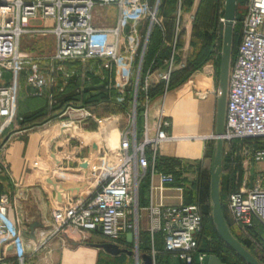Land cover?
<instances>
[{
    "label": "built area",
    "instance_id": "2783aa9c",
    "mask_svg": "<svg viewBox=\"0 0 264 264\" xmlns=\"http://www.w3.org/2000/svg\"><path fill=\"white\" fill-rule=\"evenodd\" d=\"M102 6H115L123 15L137 21L149 18L150 22H156L155 12L144 2L0 0V67L13 77L23 74L26 83L39 94L55 86L53 75L58 69L52 65L54 63L59 66L64 63L85 65L95 61L103 70H109L119 60V27L109 29L95 25L93 11ZM32 20L52 24L33 26L30 24ZM220 22L224 23V19ZM263 26L264 0H248L240 21V42L229 66L224 130L220 136L224 143L259 141L253 147L244 148L248 160L254 165L264 163ZM49 35L54 37L56 48L49 57V65L43 70L39 60L23 53L19 47L24 37ZM170 75L169 68L161 75L164 93L168 91ZM147 88L144 84V89ZM210 90L214 92V88ZM16 91L15 83L0 86V119L10 117ZM147 96L145 104L148 105ZM146 109L140 135L135 128H121L112 123L102 127L97 144L84 145L91 156L84 163L85 169L79 173L85 187L83 191L79 190L80 193H69L59 207L51 211L50 229L42 226L43 231L48 229L43 232V242L64 237L75 244H84L89 242L92 234H99L106 243L119 247L132 239L137 240L141 224L138 193L142 182L147 180L146 231L152 254H155L154 235L160 233L164 253L175 254L182 264H194L199 247L197 236L203 229L202 210L198 204L167 205L163 202V193L166 187H173L175 176L158 168L159 149L174 138L166 133L168 123L162 109L151 122L147 120ZM63 126L72 128L74 123L69 121ZM211 137L216 139L215 135ZM249 171L250 166L240 186L228 195L225 203L232 227L243 236L256 226L264 229V171L257 173L254 170L251 188ZM173 188L176 192L183 190L182 185ZM22 234L19 220L9 216L7 197L1 196L0 262H4L5 254L1 250L2 242L10 241L17 248ZM25 255L28 254L20 255L16 262L24 264ZM203 256L200 255V262Z\"/></svg>",
    "mask_w": 264,
    "mask_h": 264
},
{
    "label": "crops",
    "instance_id": "0c3cea01",
    "mask_svg": "<svg viewBox=\"0 0 264 264\" xmlns=\"http://www.w3.org/2000/svg\"><path fill=\"white\" fill-rule=\"evenodd\" d=\"M127 1L144 2L148 6L152 3L153 11L158 14L161 8V13L156 19L161 31L157 37H154L155 41L148 52L149 38L146 39L144 54L143 51L141 54L144 64L140 70L142 71L140 84L139 78L137 79L139 73L134 67L135 48L139 46L143 30L145 27L148 29L150 24L145 19L137 21L123 15L115 6L96 7L93 11V22H98L100 27H119L117 38L119 60L109 70H103L97 63L96 67L93 66L94 64L64 63L59 66L54 63L52 65L58 69L53 75L55 86L52 91L45 90L41 94L26 83L23 74L13 77L7 72L4 75L5 84L15 83L17 91L10 117L0 119V197H7L9 216L19 220L22 232H26L33 223L42 225L45 222L49 223L51 211L59 207L69 193L73 191L80 193L85 187L79 173L85 169L84 163L91 157L90 152L81 141L66 134V128L56 130L58 125H53L55 120L50 118L48 111L52 99L66 92L65 87L68 90L75 84L85 86L93 81H97V85L102 86L104 90L112 86L114 88L127 86L130 82H134V78L138 86L144 87V84H147L150 89L147 96V120L151 122L158 115L159 109H162L168 123L166 133L174 138L160 146L159 159H162V164L160 166L158 161V168L163 172L174 173L173 187L183 186L182 192H176L173 187H166L163 202L167 205L198 204L201 210L207 204L202 194L198 192L196 182L192 181V177L188 174L189 170L185 169L189 164L185 159H199L201 152L195 149L194 145L181 147L178 143L185 139L189 142L202 139L215 132L222 42L221 44L218 42L215 31L198 27V30L193 32L191 21L187 26L184 27L183 24L181 26V0L175 1L176 13H179V17L175 19L170 34L162 27L164 19L162 9L168 5L169 0ZM156 7L157 11H155ZM30 24L42 27L50 26L52 23L32 20ZM111 39L108 38L110 41ZM53 53L48 54L49 56L27 54L39 60L41 69L45 70ZM168 68L171 70V75L168 91L164 93L165 84L161 80V75ZM183 71H188L189 75L184 80L178 81L177 74ZM57 88L60 89L57 91ZM212 88L214 92L209 91ZM145 101L146 95H141L140 103L143 105ZM43 107H46L47 111L45 116L35 115L25 118L27 114L32 115ZM62 113L67 112L62 110ZM43 119L48 120L41 122ZM163 159H178V161L165 163ZM180 168L179 172H175ZM142 183L146 185V189L138 193V201L141 216L147 217L148 183L147 180ZM158 234L161 238V246L156 248L154 239L155 254H152L151 243L148 240L149 248L146 252L133 256L134 264H143L142 255L150 256L151 259L153 257L152 264H170L172 259L175 260V264H182L175 254L163 252V238L160 233ZM22 236L24 241L30 240L23 234ZM52 244L61 245L63 249L70 246L80 248L77 246L79 244L64 237H57ZM203 248V243H200L194 264H201L200 255H212L204 252ZM1 250L2 253L4 250L11 255L15 248L10 241H4Z\"/></svg>",
    "mask_w": 264,
    "mask_h": 264
},
{
    "label": "rangeland",
    "instance_id": "374dc122",
    "mask_svg": "<svg viewBox=\"0 0 264 264\" xmlns=\"http://www.w3.org/2000/svg\"><path fill=\"white\" fill-rule=\"evenodd\" d=\"M247 1L248 0H239L236 12L241 18L244 16ZM191 2L192 5L189 9H187L186 11L181 10V26L182 24L184 27L187 26L190 21L191 25L194 24V20L196 19V17H199L197 15L201 11L200 5H202L203 9L206 8V5L209 7L208 0H191ZM175 4L176 2H169V4L162 9L164 19H167H163V23H166V21H168L167 23H171V21L174 23L175 19L179 17V13H176L177 9L175 7ZM224 4L225 0H216L215 6L217 10V23L214 30H212L213 32L215 31V36L217 35L218 42H220V44L222 42L224 28V23L220 22V19L223 18L221 15V8H224ZM149 8L151 11H153L152 3L151 5H149ZM157 9L158 8L156 7L155 11H157ZM159 11L161 13L160 9ZM160 13L158 14L157 12H155L156 19H158ZM204 14L206 15L208 13L205 12ZM201 17L202 16H200V19ZM202 18H204L205 20V16ZM112 19L113 17L111 18V20ZM146 22H148L150 26L148 29H146L145 27L139 42V46L138 48H135L136 57L134 59V67L139 73L137 75V79L139 78V84L142 81V71L140 70L143 65V55L141 56V54L142 51L144 54L146 39H148L150 36L152 26L156 24L155 21L150 22L149 18L146 19ZM95 25L99 26L100 24L98 22H95ZM262 29L264 31V26ZM234 39L238 44V39L236 37ZM143 41L144 44L142 45ZM55 48L56 41L51 35L46 37H24L21 40L19 47L21 51H25L29 54L32 53L31 55L36 56L51 54L55 51ZM232 56L233 52L231 51V57ZM88 64H94L93 66L95 67L97 66L95 61H90ZM7 72L8 71L0 67V86L6 85L4 82V75H6ZM135 80L136 78H134V82H130V84L122 88H114L112 86L111 88H108L106 90H104L102 86L97 85V81H93L92 83L86 84L85 86H79L75 84L73 88H69L68 90L65 87L64 91L69 93L71 100L70 103L65 106L64 111H66L67 113L64 116H61V112L58 116L51 117V119L55 120V124L53 125H58L55 129L60 131V128H65L63 125H65L67 122H73L74 126L72 128H66V134H68L69 136H73L74 139L81 141L84 145H91L93 142H96L95 144H97V142H99L98 134L102 130V127L108 124L116 123L121 128L132 127L135 128L137 132L138 130H142L144 126V111L148 105H142V103L140 102L138 104L137 100L139 93L140 95L149 94L150 89L147 88V90H145L143 85L138 86V83H135ZM59 89L60 88H57V91ZM212 135L209 134L205 138L194 140L191 142L187 141L186 139L185 141H182L183 139H180V141L182 142L178 143V145H180L181 147L194 145L195 149H198V151L201 152L200 156H198L199 159H185L187 162H189V164H187L188 167L185 169L189 170L188 174H190V176L192 177V181L196 182V188L200 194H202V190L206 193L207 191H209L211 165L215 154V140L211 137ZM258 142L259 141L255 140H236L232 141L231 143L223 142L220 180L223 181L224 190L222 201L220 200L221 203H226L228 194H230L240 186L243 181L245 171L249 166L251 168V161L248 160L244 148L253 147ZM174 160L178 161V159ZM254 170H256L257 173H259L260 170L264 171V163L255 164ZM225 181H227V189L225 188ZM204 201L208 204V207L211 210V201ZM224 213L226 223L228 226H230L231 219L226 206H224ZM145 216H141V226L139 228L137 240L132 239L130 242L124 243V245L120 247L121 249H126L132 252V256L122 254L117 257H113L104 253L102 250L91 247L90 245L92 244L106 243V240L99 234H92L88 243H79V245L77 246H80V248L69 245L70 247H66L69 251H66L67 249L65 247L63 249V246L61 245L52 244L56 238H51L49 241L47 240L43 242L42 236L44 235L46 230L48 231V229H50V223L45 222L44 225L48 229L46 228V230L43 231L42 228H38L37 230H35L37 242L33 243L31 242V240L24 241L23 236L21 235L19 237V240L17 241L18 247L15 248L13 254L9 255L5 253L3 255L4 258L2 259L4 262L1 261L0 264H18L16 262L17 258L24 253L28 254L25 255L24 264H134L135 258L133 256L141 255L143 254V252H146L147 248H149V244L147 243L146 239L147 235L149 243L150 239L149 233L146 231L147 217ZM204 225V239H211L212 235L215 232L211 214L205 216ZM230 228L233 230L232 232L234 233V236L238 238L239 242L242 243L243 241H249L250 246L248 251L254 255V257L260 264H264V230L261 227L256 226L247 235L243 236L240 235L233 227ZM38 238H40V242H38ZM154 239L156 248L161 246V238L159 237L158 233L154 235ZM21 245H23V247H20ZM232 257L234 258V262L237 264L238 260H236V256L233 255ZM170 264H175V260L172 259Z\"/></svg>",
    "mask_w": 264,
    "mask_h": 264
},
{
    "label": "water",
    "instance_id": "95a60500",
    "mask_svg": "<svg viewBox=\"0 0 264 264\" xmlns=\"http://www.w3.org/2000/svg\"><path fill=\"white\" fill-rule=\"evenodd\" d=\"M236 6L237 0H225L223 8V37H222V51H221V66L218 83V98H217V110L215 120V154L211 165L210 172V201L212 204V220L216 227L217 233L220 239L234 251L246 264H260L258 260L232 235L228 225L225 221L222 212V206L219 196L220 175L222 167V152L223 141L220 136L223 134L224 122H225V103L227 93V81L228 72L230 66V57L232 51L233 40V26L236 18ZM253 161L250 168V182L249 187H252L254 166ZM85 167V166H84ZM41 223H33L29 225L28 230L23 232V235L30 240L35 239V230L42 228ZM93 248L102 250L104 253L111 256H119L126 254L132 256V252L121 249L115 244L101 243L90 245ZM141 259L143 264H152L150 256L142 255ZM201 264H224L215 255H204L201 260Z\"/></svg>",
    "mask_w": 264,
    "mask_h": 264
},
{
    "label": "trees",
    "instance_id": "16d2710c",
    "mask_svg": "<svg viewBox=\"0 0 264 264\" xmlns=\"http://www.w3.org/2000/svg\"><path fill=\"white\" fill-rule=\"evenodd\" d=\"M175 1L176 0H169L168 1V4H169V2L171 3V2H175ZM215 3H216V0H208L209 7L206 5V8L205 9H203L202 5H200L201 11L197 15L199 17H196V19L194 20V24H193V28H192V31L193 32L194 31H197L198 30V27H202L205 30H214V28L216 26V23H217V21H216L217 20V18H216V16H217V10H216ZM238 4H239V0H237L236 11H237ZM191 5H192L191 0H181V10L186 11L187 9H189L191 7ZM160 10H161V8H160ZM203 12L204 13L207 12L208 14L205 15ZM223 13H224L223 12V8H221V15H222V17H223ZM200 16H202V17L205 16V20L202 17L200 19ZM241 19L242 18L239 17L238 14H237V12H236V19H235L236 23L234 25V38L236 37L238 39V44L236 43L235 39L233 38V41H232V47H233L232 52H233V56L231 57L230 64H232L233 61H234V58H235V55H236V50H237V47H238L239 42H240V21H241ZM164 20H167V19H164ZM167 22L168 21H166V23H163V30L166 33L170 34V32H172V30H173L174 23L172 21H171V23H167ZM160 31H161V28L159 26H157V24H154L152 26V31L150 33L149 41H148V45H147V52L151 50L152 43L155 41L154 40V37H157L158 36V33ZM188 75H189V72L188 71H183V72L177 74V76H178L177 79H179L178 81H182ZM140 97H141V95L139 93L138 102H140ZM70 100H71V97L69 96V93L68 92L63 93V94H59L57 97L53 98L52 99V104L49 107L50 109L48 111V114H50V118L59 115L62 112V110H64L65 106L68 103H70ZM46 114H47L46 107H43L41 110H38L37 112L32 113V115H28L27 114L25 116V118H28V117L31 118V116L33 117L35 115H39V116L40 115L41 116L44 115L45 116ZM48 119H43V121H47ZM140 132H141V130H138V135H140ZM161 161H162V159H159V165L160 166L162 164ZM163 161H165V163H169V162L170 163L171 162L172 163H175L176 162V160H174V159H171V160H169V159L168 160L163 159ZM226 185H227V181H225V188L227 189L228 186L226 187ZM144 189H146V185L144 183H142L140 185L139 193H142L144 191ZM223 190H224L223 181L220 180L219 196H220V200L221 201H222V197H223ZM202 196H203V199L204 200H206V201L210 200V184H209V191H207V193L206 192H203V190H202ZM221 206H222V212H223V216H224V214H225L224 213L225 203L224 204L221 203ZM209 214H211V217H212V209L210 210V208L208 207V204H206L205 206H203V209H202V215H203V230L197 236L198 243L200 244V243L203 242V246H204L203 251L206 252V253H208V254L215 255L224 264H236L234 262V258L232 257L233 255H235L236 256V260H238L237 261L238 262L237 264H246L234 251H232L220 239V237H219V235L217 233L216 227H215V225L213 223V220H212V223H213V225L215 227V232L212 235L211 239L210 238H206V240L204 239V235H205L204 218H205L206 215H209ZM228 227H229L230 232L234 236V233L232 232L233 230L230 228V226H228ZM146 239H147V243H148V235H147V238ZM236 239L238 240V238H236ZM241 244L247 250L249 249V246H250L249 241H243Z\"/></svg>",
    "mask_w": 264,
    "mask_h": 264
},
{
    "label": "bare ground",
    "instance_id": "6f19581e",
    "mask_svg": "<svg viewBox=\"0 0 264 264\" xmlns=\"http://www.w3.org/2000/svg\"><path fill=\"white\" fill-rule=\"evenodd\" d=\"M37 240H36V237H35V239L34 240H31V242H33V243H35Z\"/></svg>",
    "mask_w": 264,
    "mask_h": 264
}]
</instances>
